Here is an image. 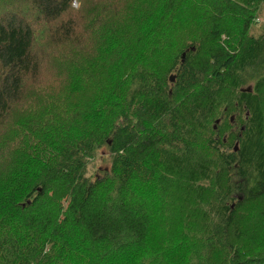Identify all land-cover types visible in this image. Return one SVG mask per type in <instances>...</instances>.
Wrapping results in <instances>:
<instances>
[{
    "label": "trees",
    "instance_id": "obj_1",
    "mask_svg": "<svg viewBox=\"0 0 264 264\" xmlns=\"http://www.w3.org/2000/svg\"><path fill=\"white\" fill-rule=\"evenodd\" d=\"M262 19L0 0V264H264Z\"/></svg>",
    "mask_w": 264,
    "mask_h": 264
},
{
    "label": "rangeland",
    "instance_id": "obj_2",
    "mask_svg": "<svg viewBox=\"0 0 264 264\" xmlns=\"http://www.w3.org/2000/svg\"><path fill=\"white\" fill-rule=\"evenodd\" d=\"M76 6V3H74V7ZM260 23H264V19L260 20ZM107 165V153L102 151L97 155L96 160L89 165L88 174L94 177L102 175V171L107 169Z\"/></svg>",
    "mask_w": 264,
    "mask_h": 264
},
{
    "label": "water",
    "instance_id": "obj_3",
    "mask_svg": "<svg viewBox=\"0 0 264 264\" xmlns=\"http://www.w3.org/2000/svg\"><path fill=\"white\" fill-rule=\"evenodd\" d=\"M182 59H184V54H182ZM170 82H172L173 81V76H170ZM235 150H236V148H235Z\"/></svg>",
    "mask_w": 264,
    "mask_h": 264
}]
</instances>
